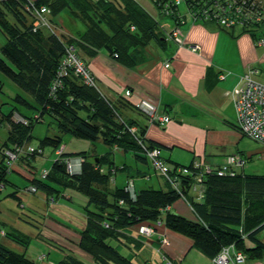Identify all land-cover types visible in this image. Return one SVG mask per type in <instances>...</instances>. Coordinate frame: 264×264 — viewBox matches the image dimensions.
I'll list each match as a JSON object with an SVG mask.
<instances>
[{
    "label": "trees",
    "instance_id": "obj_1",
    "mask_svg": "<svg viewBox=\"0 0 264 264\" xmlns=\"http://www.w3.org/2000/svg\"><path fill=\"white\" fill-rule=\"evenodd\" d=\"M139 1L0 0V32L4 37L0 44V74L30 97L28 100L17 94L11 100L12 104L28 109L30 115L20 114L17 107H12L7 113L0 110V126L6 131V137L0 143V192L10 184L16 190L7 196L17 198V186L7 181V175L16 167H28L32 174L35 156L43 154L44 146L52 147L53 152L59 150L62 135L100 142L109 149L102 155L89 156L86 152L69 154L63 150L61 154H55L56 159L47 169L46 177L43 180L28 177L29 187H26L27 191L34 188L35 191L30 192L34 195L43 193L45 217L50 215L55 201L65 197L63 192L67 187L86 197L81 210L85 225L77 231L78 240L71 244L88 254L95 264H138L133 258L136 252L144 241L154 246V237L157 236L141 233L140 226L152 231L163 227L189 239L191 248L209 258L210 263L224 248L232 255L241 254L243 263L260 260L264 255V242L257 235L264 230V177L246 176L243 167L234 169L232 176H219L216 170L205 172L202 168H195L192 162L181 165L165 159L161 156L160 145L144 138L146 128L127 116L124 110L142 112L128 102L109 100L99 90L84 85L73 68L65 69L66 75L60 74L69 46L86 67L85 56H95L101 49L117 62L131 67L142 60L143 49L150 42L162 49L166 43L170 44L160 21ZM147 1L158 20L164 15V4L169 3L165 15L169 25H180L186 21L180 10L184 11L187 6L196 12L192 14L197 20L195 23H213L214 20L210 10L209 14L202 13L212 0H181L176 7L172 6L171 0ZM241 1L221 0V3H231L232 8ZM256 5L250 13L243 11L247 17L243 18L240 27L252 39L257 35L258 25L253 21V15L260 1ZM42 7L46 9L45 14L39 12ZM64 15L69 23L61 22ZM37 17L44 18V21L35 25ZM250 25L252 27L248 29ZM65 31L69 35H65ZM2 86L0 80V93ZM15 114L20 118L14 120ZM44 116L54 121L55 135L40 139L39 145L29 155L18 152L16 147L20 148V145L31 146V130L34 124L43 121ZM232 126L237 130L236 124ZM131 128H134L133 132ZM114 148L123 155L131 152L132 158L116 166ZM153 150L158 152L157 159L161 164L168 168L166 176L154 169L148 156ZM8 152L16 155L10 163H7L10 160ZM73 157L81 159L78 173L67 172L66 162ZM179 169H185L186 173ZM117 173L122 174L121 185L115 182ZM154 176L161 184H149ZM139 180L147 184L138 188L135 181ZM54 182L58 187L53 186ZM198 193H201V198ZM179 200L188 205L193 219L171 210ZM33 222L41 226V223ZM0 236L21 246L28 241L27 236L14 228L0 229ZM111 239L115 244H109ZM121 249L128 250L129 255L124 256ZM24 252H15L0 242V264H43L47 261L45 254L32 259ZM163 257L167 258L162 255L160 264H164ZM56 264L85 263L68 251Z\"/></svg>",
    "mask_w": 264,
    "mask_h": 264
},
{
    "label": "crops",
    "instance_id": "obj_2",
    "mask_svg": "<svg viewBox=\"0 0 264 264\" xmlns=\"http://www.w3.org/2000/svg\"><path fill=\"white\" fill-rule=\"evenodd\" d=\"M163 20L169 25L168 19ZM182 27V39L198 45L197 53L172 44L164 49L156 44L152 47L153 42H150L142 60L131 67L117 62L102 49L95 56H85V60L99 91L106 98L130 104L147 98L155 104L159 116L171 119L166 125H158L149 122L143 114L124 110L127 116L146 128L145 139L160 145L161 156L181 165L200 161L206 166H219L226 157V143L241 136L232 126L236 117L232 91L248 67L264 61V47L256 46L241 28L226 32L213 23H192L189 18ZM224 35L234 37L235 47L219 46V37ZM164 64L169 66L165 68ZM127 90L131 93L128 98L124 97ZM159 183L155 176L149 180L151 185ZM135 184L139 188L147 183L139 180ZM179 201L171 210L193 219L192 213L187 211L191 212L188 205ZM41 227L45 228V221ZM158 233L166 236L169 245L160 247L155 236L157 253L176 264H181L182 256L194 249L182 236L163 227ZM75 234L70 238L72 242L78 240ZM198 253L199 257L192 258L188 264H210L209 258ZM46 259L43 264H53Z\"/></svg>",
    "mask_w": 264,
    "mask_h": 264
},
{
    "label": "rangeland",
    "instance_id": "obj_3",
    "mask_svg": "<svg viewBox=\"0 0 264 264\" xmlns=\"http://www.w3.org/2000/svg\"><path fill=\"white\" fill-rule=\"evenodd\" d=\"M139 3L147 12L153 14V17L158 22L160 21L159 23L161 27H163L166 33L170 35V38L168 39H174L177 35V33L173 32L176 30L173 29L175 25H165V21L163 20V18H165L164 15H160L161 18L158 20L153 8L147 0H140ZM61 22L69 23L68 17L64 15L62 17ZM65 35H69V33L65 31ZM3 41L4 37L0 32V44H2ZM167 41L171 42L170 44L175 45L179 48H185L190 52L197 53V51H192L193 45L195 44L188 43L186 41V38H183V43L181 46L171 40ZM218 43L219 46L221 45L224 47L233 48L235 47L236 42L233 36L229 37L224 35L219 37ZM167 45L169 44L166 43L164 48H166ZM154 46L155 43H152V47ZM195 46L199 47L198 45ZM146 47L143 49L144 52L146 51ZM165 66L166 64H164V67ZM254 68L259 71V80L264 82V61H258V64ZM0 80L3 84L2 91L0 93V110L3 113H7L8 110H10L12 107H17L20 114L30 115V111H28V109L23 106H20L19 104H15L14 102V104H12L11 101L17 94L26 97V99L28 100H30V97L27 96L26 93L20 90L13 82H11L2 74H0ZM155 115L159 116L156 112ZM19 118L20 116L16 114L13 117L14 120ZM170 121L171 119L164 125L168 124ZM56 132L57 130L54 125V121L48 116H44L43 121L34 124L33 129L31 130L30 145L32 147H36L39 145L40 139L45 136L51 137L52 135H55ZM0 137L3 138H0L1 143L2 140H4V138L6 137L5 127L3 126H0ZM61 146H64L65 152L69 154L86 152L89 156H91V154L102 155L109 151L108 147L104 146L100 142L92 143L87 140L75 138L72 135H62ZM53 150L54 149L50 146H44L43 154L35 156L32 162V167L34 169L32 171V174L28 167H24L22 169L16 167L14 171H11L7 175V181L17 186V196L19 198L7 196V194L16 190V188L10 184H7L4 187L3 191L0 192V229L7 230L14 228L15 230L27 236L28 241H26V243L21 246L15 242H12L7 237L0 236V242L5 246L8 245L15 252L23 253L25 251L24 253L26 254V256L32 259H35V257L39 256L40 254H45L48 259L52 260L54 264H56L61 259V257L68 254V251H72L74 253V256H76L83 263L95 264L93 260L90 259V256L88 254L82 252L77 247H74L73 244H71L72 241L70 240V238L73 237L74 234L77 233V231H81L84 228L85 224L83 221V215L81 213V210L83 205L86 204V197L83 194L77 192L75 189L73 190V188L67 187L63 192L65 197H59V199L55 201V204L50 208V215H46L45 217L44 211L46 204L43 198V193L37 192L36 195L30 193L35 191L34 188L29 189V192L26 191V187H29V182L27 181L28 177H34L43 180L48 174L47 169L50 168L51 164L53 163V160L56 159V156L54 154H57L56 152L58 151L56 150L53 152ZM112 151L114 164L116 166H119L122 161L128 162L127 160L132 158L131 152L126 153V155H123V153L120 152L118 149L114 148ZM224 152V156L231 154H237L242 156V158L245 160V165L242 170L246 176L258 178L264 177V146L261 143L241 135L240 138L233 139V141L227 142ZM183 154L184 153L182 152L181 155ZM90 159L92 158L90 157ZM68 161H70V163L73 165V169L68 170L67 168V172L78 173L80 171V157H73L70 158V160ZM62 162H64V160H62ZM41 175H44V177H41ZM116 176L117 178L115 182H117V185H121L122 174L117 173ZM53 186L58 187L56 182L53 183ZM111 186H113L112 183ZM152 186L157 185L152 184ZM179 202H182V200H180ZM90 209H92V207H90ZM187 211L191 214L188 209ZM33 221L37 223H43V221H45V228L40 226L42 230H37L40 227L39 225H34ZM148 232L149 233L145 234L154 233L157 235V241L161 244L160 247H164L163 245L166 246L167 244L169 245V243L167 242V238L166 236H164V234L152 230H149ZM75 235L78 236V234ZM257 237L263 240L264 242V230H262L257 235ZM184 239L190 242L189 239ZM113 241L114 240L112 239L108 240L109 244L111 243L112 245L115 244ZM57 247L60 249H58ZM154 247L155 245H148L146 241H144L143 246L140 247L138 253L136 252V256L133 257L134 261L138 264H160L161 255L160 253H157ZM121 252L124 256L129 255V252L126 249H121ZM199 255L200 254L197 250L190 249L189 252L182 256L181 264H188L190 263L192 258L194 259L196 256L199 257ZM244 263L264 264V255L260 260Z\"/></svg>",
    "mask_w": 264,
    "mask_h": 264
},
{
    "label": "built area",
    "instance_id": "obj_4",
    "mask_svg": "<svg viewBox=\"0 0 264 264\" xmlns=\"http://www.w3.org/2000/svg\"><path fill=\"white\" fill-rule=\"evenodd\" d=\"M260 1V5L258 6L257 11L253 15V21L256 25H258V29L256 30L257 35L254 39V44L258 47H264V0H243L237 6L231 8V3L222 4L221 0H212V3L205 9L202 10V13L209 14L208 10H210L211 15H213L212 20L213 24L219 25L221 27L228 28L230 30L240 28L242 26L243 18L247 17L243 11L252 12L255 10L256 2ZM172 6L176 7L181 3V0H171ZM169 3L164 4L163 9L164 16L168 12ZM220 9V13L218 10ZM261 9V11L259 10ZM182 14L184 17L189 18V21L195 23L196 18L192 14H196L193 12L192 9H189L187 6ZM39 12L42 14L46 13V9L44 7L39 9ZM261 13V14H260ZM37 16V14H36ZM166 17V16H165ZM206 18L211 19L209 16ZM44 18L37 17V22L35 25H38L40 21H44ZM167 19V18H163ZM208 20V19H206ZM197 21V20H196ZM210 21V20H208ZM45 23V22H44ZM186 23L183 22L180 25H175L173 29H176L175 33L177 35L174 39L170 38V35L165 32L166 40H171L178 44L179 46L182 45V30L181 27ZM250 25L248 27L251 28ZM172 30V29H171ZM168 31V30H167ZM199 47L193 46L192 51H198ZM62 67H60V74L66 75L65 69L73 68L75 75H77L81 82L92 88H96L95 80L92 74L90 73L89 69L83 64V62L76 56V53L72 46H69L66 49V56L63 60ZM169 64H166L165 68H167ZM259 71L254 67H248L246 72L240 77L239 82L235 89L232 91L233 95V102H234V109H235V124L237 127V131L240 135L245 136L251 140L257 141L264 146V82L258 79ZM219 78H223L220 75ZM131 93L129 90L124 92V97H130ZM133 106L137 108L140 112L146 115L149 122L157 123L159 125H164L170 119L168 116H156V106L155 104L147 98H142L137 100L133 103ZM131 132L134 131V128L130 129ZM18 152L24 154H30L35 149L34 147H23L20 145V148L16 147ZM63 147L61 146L60 149L56 152L57 155L61 154ZM38 153L41 151L38 150ZM158 152L153 150L148 153V156L153 161V167L160 175L166 176L168 168L161 164V162L157 159ZM8 160L7 163H10L16 157L15 153L8 152L7 153ZM67 168L68 170L73 169V165L70 161H67ZM245 165V160L239 155H228L225 157L223 163L219 165L218 168L212 166L203 165L200 161L193 162V166L195 168H202L205 172L210 170H216V174L219 176L224 175H234L232 172L234 169L242 168ZM182 173H186L185 169H179ZM44 177V175H41ZM200 178H197L199 181ZM198 197H201V193H198ZM150 229L146 228L145 226H140L139 231L141 233H149ZM151 231V230H150ZM149 235V234H147ZM243 257L239 253H235L232 255L230 251L227 249H223L215 259L211 260L210 264H241L243 263ZM164 264H175L173 261L163 257Z\"/></svg>",
    "mask_w": 264,
    "mask_h": 264
},
{
    "label": "bare ground",
    "instance_id": "obj_5",
    "mask_svg": "<svg viewBox=\"0 0 264 264\" xmlns=\"http://www.w3.org/2000/svg\"><path fill=\"white\" fill-rule=\"evenodd\" d=\"M194 46V45H193ZM91 73V72H90ZM92 74V73H91ZM93 76V75H92ZM94 80H95V78H94ZM95 84H96V81H95ZM95 89H97V90H99V88H98V86H97V84H96V88Z\"/></svg>",
    "mask_w": 264,
    "mask_h": 264
}]
</instances>
